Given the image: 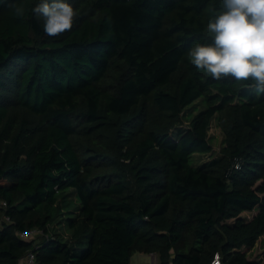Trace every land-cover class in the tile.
I'll use <instances>...</instances> for the list:
<instances>
[{"label": "trees", "instance_id": "trees-1", "mask_svg": "<svg viewBox=\"0 0 264 264\" xmlns=\"http://www.w3.org/2000/svg\"><path fill=\"white\" fill-rule=\"evenodd\" d=\"M41 2L0 0V264L28 250L40 264H264L248 257L264 235V93L188 56L212 42L222 0H65L73 26L53 37ZM214 117L221 154L194 165ZM32 228L41 239L19 235Z\"/></svg>", "mask_w": 264, "mask_h": 264}, {"label": "clouds", "instance_id": "clouds-1", "mask_svg": "<svg viewBox=\"0 0 264 264\" xmlns=\"http://www.w3.org/2000/svg\"><path fill=\"white\" fill-rule=\"evenodd\" d=\"M13 7L17 15L24 14L23 6ZM32 11L43 17L50 37L70 31L76 16L65 0H42ZM205 31L212 42L196 43L188 52L190 63L216 80H252L254 90L264 93V0H222Z\"/></svg>", "mask_w": 264, "mask_h": 264}, {"label": "rangeland", "instance_id": "rangeland-1", "mask_svg": "<svg viewBox=\"0 0 264 264\" xmlns=\"http://www.w3.org/2000/svg\"><path fill=\"white\" fill-rule=\"evenodd\" d=\"M203 107H204V103L200 98H198L193 103L187 106L188 114L190 115V117H192ZM186 123H188V121H186ZM208 134L212 144V150L207 153H193L191 157V163L194 165H198L199 163H202L203 161H206L211 157L219 156L221 154V148L223 146L222 143L223 132L217 124L216 117L212 119L211 125L208 130ZM257 210H258L257 207L254 208L253 210H245L241 212V216H243L245 219H250L257 212ZM2 218L3 216L1 217V219ZM230 221H232V219ZM50 230L54 234H60L62 239H64L67 242H72L74 240L73 239L74 237L72 236V230L66 226L64 221L59 222L58 219H56L50 225ZM42 235L43 232L40 230V232L35 236V238L39 240L42 238ZM151 254L152 253L134 252L130 258V264H151L152 262ZM154 254L157 256V263H159L158 254L156 253ZM248 257L250 259H259L261 257H264V235L260 236L253 249L249 251ZM21 264H22V260H21Z\"/></svg>", "mask_w": 264, "mask_h": 264}, {"label": "built area", "instance_id": "built-area-1", "mask_svg": "<svg viewBox=\"0 0 264 264\" xmlns=\"http://www.w3.org/2000/svg\"><path fill=\"white\" fill-rule=\"evenodd\" d=\"M3 204H5V201H2ZM40 232V229L38 228H32L28 230H22L19 232V235L22 238H33ZM152 262L151 264H159L157 263V256L152 253ZM218 260V264H223L221 260V256L219 252H216L214 255V258L212 259L211 264H214V261ZM22 264H40L38 260L36 259V253L34 250H28L26 254L22 257Z\"/></svg>", "mask_w": 264, "mask_h": 264}]
</instances>
